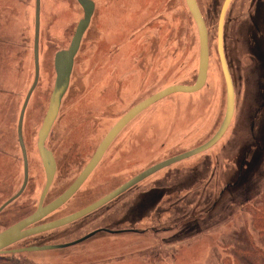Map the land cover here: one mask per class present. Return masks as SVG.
<instances>
[{
	"label": "rangeland",
	"instance_id": "obj_1",
	"mask_svg": "<svg viewBox=\"0 0 264 264\" xmlns=\"http://www.w3.org/2000/svg\"><path fill=\"white\" fill-rule=\"evenodd\" d=\"M91 1L94 15L52 132L66 133L69 120H94L88 125L94 123L97 130L71 132L82 135L86 159L133 107L168 87L194 85L200 57L198 29L186 0ZM197 2L209 34L205 86L169 95L135 118L59 215L107 196L148 168L204 145L219 131L227 106L217 50L225 0ZM40 8V80L25 115L31 151L37 150L34 138L54 90L55 56L69 49L84 18L77 0H40ZM35 14L36 0H0V132L8 136L4 149L11 156L18 150L17 122L35 80ZM224 53L235 108L222 138L147 177L96 213L44 236L53 242L39 243L62 245L107 231L76 246L20 257L33 264H220L233 232L251 225L244 206L264 193V0L231 1ZM10 167L11 187L0 176V204L18 191L15 167ZM33 175L34 190L1 214L0 230L19 220L26 198L31 200L26 213L34 209L44 177L37 169Z\"/></svg>",
	"mask_w": 264,
	"mask_h": 264
},
{
	"label": "water",
	"instance_id": "obj_2",
	"mask_svg": "<svg viewBox=\"0 0 264 264\" xmlns=\"http://www.w3.org/2000/svg\"><path fill=\"white\" fill-rule=\"evenodd\" d=\"M231 1L232 0H225L222 6L221 12H220L219 21H218L217 50H218L221 68H222V72H223V76H224L225 84H226L227 106H226V114H225L224 121L219 131L215 134V136L211 140H209L207 143H205L204 145L194 150H191L183 155L174 157L172 159H169L167 161H164L160 164H157L155 166L148 168L147 170L137 175L136 177L131 179L129 182L119 187L118 189L114 190L113 192H111L110 194H108L107 196L99 200L98 202L88 206L87 208L71 216H68L64 219H61L59 221H56V222H53L47 225L38 226V227L25 230L27 227H30L31 225L37 223L38 221H40L42 218H44L51 212L61 207L68 199H70L79 190V188L85 182V180L87 179L91 171L98 164L99 160L104 155V153L106 152L110 144L114 141V139L118 136V134L124 129V127H126V125L130 121H132L134 118L139 116L142 112L147 110L151 105H153L154 103L160 101L161 99L169 95L176 94V93H190L191 94V93L198 92L205 86L207 82V78H208L209 60H210L208 29H207L205 20L203 18V15L201 13V10L199 8L197 0H186L187 8L198 29L199 42H200L199 71H198V76L195 81V84L191 86L176 85V86L168 87L162 90L161 92L151 96L147 100L141 102L140 104L136 105L135 107H133L125 116H123V118L109 132V134L107 135V137L105 138L101 146L99 147L90 165L81 174V176L78 178L76 183L59 200L52 203L48 207H45V208L40 207L38 212L35 213L32 217L0 233V254L5 253L4 252L5 248L15 244L16 242L24 238L42 234L47 231L63 227L65 225H68L70 223L76 222L84 218L85 216L93 213L99 208L107 205L108 203L122 196L123 194L128 192L131 188H133L135 185L142 182L147 177L153 175L159 170L171 164H174L180 160L186 159L190 156L196 155L202 151L207 150L208 148L212 147L222 138V136L225 134V132L227 131L232 121V118L234 115V108H235L234 85H233V81H232V78L229 72L227 60H226L225 53H224V22H225L226 14H227ZM77 2L80 4V6L82 7L84 11V18L80 21L76 29L75 35L73 37V40L71 42L69 49L60 51L55 56V71H56L55 86H54V90L50 98L49 109H48L47 115L44 120V125L40 132V150L42 151L44 160H46V153L43 148V141L45 137L48 135L50 128L58 115L62 100L69 89L70 79H71L73 69H74L75 58L80 49L84 34L86 33L91 23V20L94 15V11H95V4L93 1L77 0ZM40 15H41L40 0H36L35 40H34L35 80H34V84L31 90L29 91L27 95V98L22 108V112L20 114V130H19L20 135H21V124L24 119L26 108L28 106V103L32 97V94L40 78V69H39ZM47 172H48V183H47V187H46L44 194L47 192L51 184L52 176H53V170L51 171V169L48 168ZM27 179H28V175L26 173V180H25L22 190L16 196H14L11 200H9L6 205L10 204L11 202H13L16 198H18L21 195V193L23 192L26 186ZM4 207H2V209ZM2 209H0V211ZM102 231H107V230H104V229L99 230L97 232H94L82 238L81 240H78L70 244L58 245V246H45L42 248L34 247V248L25 249V250L23 249L14 250L12 252L17 254V253H22V252H37V251H44V250L67 248L70 246L78 245ZM110 233H114V232H110Z\"/></svg>",
	"mask_w": 264,
	"mask_h": 264
},
{
	"label": "flooded vegetation",
	"instance_id": "obj_3",
	"mask_svg": "<svg viewBox=\"0 0 264 264\" xmlns=\"http://www.w3.org/2000/svg\"><path fill=\"white\" fill-rule=\"evenodd\" d=\"M85 34H84V36H85ZM70 83H71V79H70ZM38 84H39V81H38ZM38 84H37V86H38ZM37 86H36V88H37ZM69 87H70V85H69ZM36 88H35V90H36ZM66 94H65V96H66ZM30 101H31V99H30ZM30 101H29V103H30ZM62 102H63V100H62ZM29 103H28V106H29ZM28 106H27V108H28ZM61 106H62V103H61ZM27 108L25 111V115L27 112ZM60 109H61V107H60ZM60 109H59V112H60ZM21 112H22V110H21ZM59 112H58V115H57L55 121L53 122V124L50 128L48 135L45 137V139L43 141V148H44L45 153H46V160H44L43 155H42V151L40 150V132H41L42 127L44 125V121H43V124L39 128L38 134L35 135L34 141L37 143V145H36L37 150H34V151L30 150V148L32 146L30 144H28V141L26 138L25 115H24V119H23L22 124H21V135L19 134L20 116H19V119L17 122V127H16V131H15L16 132L15 138H16V144H17L18 150H17V152L15 151L14 156H11V151L4 149V145H6L5 139H6V137L8 138V136H6V134L3 131L0 132V176H3L2 177L3 184L8 183V186L11 187V182H10L11 178L9 176V170H7V169H11L10 165H13L15 167V175L13 177V181L17 185L16 189L18 190L16 193L12 194L13 196H11V198H9L4 203L0 204V209H2V207H4L9 200H11L14 196H16L22 190L24 183H25V180H26V173L28 175L26 186H25L23 192L21 193V195L18 198H16L13 202L6 205L0 211V216L9 206H11L16 201L20 200L24 195L27 194V196H29V194L32 193V191L34 190V188L36 186L34 175H33V172L36 169L41 170L42 175L44 177V183H43L44 185H43L42 189L40 190L37 203L34 205V209L31 210L29 213H26L30 210V204L29 203L31 202V200H28L26 198L20 206V212L19 213H21L22 217H21V215H18L19 220L15 223L9 225V226L7 225V227L5 226L2 230H0V233L6 231V230L12 228L13 226L18 225L19 223H21V222L27 220L28 218L32 217L35 213L38 212L40 207H43V208L48 207L52 203L59 200L76 183V181L81 176V174L90 165V163L92 162L94 156L96 155L99 147L101 146V144L103 143V141L105 140V138L107 137L109 132L113 129L112 128L104 136V138H102L100 141H98V144L92 149L91 154L86 159V157H84V154H83L85 152L86 148H84V151H83V145L81 143L82 135L81 134H72L71 132H79L81 129H85L86 127H88L90 130H93V131L97 130L96 128H94V127H96V125L94 123H93V125H88V124L95 122V121L89 120V119H86V120H80V119L69 120V121H67L68 125L66 126V127L69 126V128H67L64 131L62 130V132H66V133L61 134L59 132L58 133L54 132V134H52L53 129L55 127V124L58 121ZM44 120H45V118H44ZM119 121H117V123ZM132 121H130L126 125V127H124V129L118 134V136L110 144V146L108 147V149L106 150L104 155L99 160L98 164L91 171V173L89 174V176L87 177L85 182L81 185L79 190L70 199H68L61 207H59L55 211L48 214L47 216L42 218L37 223L31 225L30 227H27L25 230H28V229H31L34 227H38V226L47 225V224L59 221L61 219H64L68 216H71V215L87 208L88 206H90V205L98 202L102 198H104V197H101L100 199L96 200L95 202H93V203H91V204H89V205H87V206H85V207H83L77 211L70 212V213L68 212L66 214L59 215V213L61 211H65V209L67 207H69L70 203L72 202V199H74V197L80 192L82 187L88 182V180L91 178V176L94 175V173L100 169L102 163L104 162L105 156L107 155V153L112 148L114 142L121 135V133L132 123ZM99 130H100V128H99ZM23 146H24V148H23ZM91 148H89L87 151H89ZM11 157H13V159H12L13 161H11V159H10ZM48 168L51 169V171L53 170V176H52L51 184H50L47 192L44 194L46 187H47V183H48V172H47ZM75 172H78L76 176H75ZM102 208L103 207L99 208L98 210L94 211L93 213H96L97 211H99ZM93 213H91V214H93ZM91 214L85 216L84 218L90 216ZM84 218H82V219H84ZM82 219H80V220H82ZM80 220H78V221H80ZM78 221H76V222H78ZM76 222L70 223L68 225H65V226L57 228V229L47 231V232L42 233V234H38V235H34V236L24 238V239L16 242L15 244L5 248L4 249L5 253L0 254V255L28 254V253H33V252H22V253L16 254V253H13L12 251L22 250V249L25 250V249L34 248V247L42 248L45 246H58V245H54V244L53 245H47L48 242H53V237L50 236L49 238H46L44 236H46L47 234L52 233L54 231H57L59 229H62L64 227H68L70 225H73ZM32 239H34V240H32ZM40 241H48V242L39 243ZM71 243H73V242H71ZM66 244H70V243H66ZM62 245H65V244H62Z\"/></svg>",
	"mask_w": 264,
	"mask_h": 264
},
{
	"label": "trees",
	"instance_id": "obj_4",
	"mask_svg": "<svg viewBox=\"0 0 264 264\" xmlns=\"http://www.w3.org/2000/svg\"><path fill=\"white\" fill-rule=\"evenodd\" d=\"M251 225L233 232L220 264H264V193L244 206ZM21 255H0V264H33Z\"/></svg>",
	"mask_w": 264,
	"mask_h": 264
}]
</instances>
